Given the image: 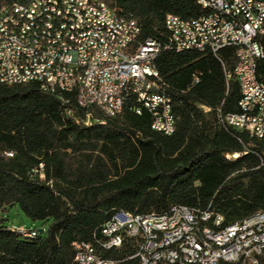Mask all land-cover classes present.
Here are the masks:
<instances>
[{
    "label": "trees",
    "instance_id": "obj_1",
    "mask_svg": "<svg viewBox=\"0 0 264 264\" xmlns=\"http://www.w3.org/2000/svg\"><path fill=\"white\" fill-rule=\"evenodd\" d=\"M15 1L23 0H0V7ZM102 1L136 21L139 42L159 44L154 65L171 99L175 130H151L150 115L138 116L133 98L108 117L37 83L0 85V214L18 207L47 225L29 238L0 216V264H73L72 244L99 250L101 227L117 212L163 214L182 205L220 216L222 226L264 214V140L218 118L240 112L234 47L215 57L170 46L165 17L191 19L206 10L197 0ZM256 73L264 79V59ZM133 251L125 240L100 254L138 264L128 259Z\"/></svg>",
    "mask_w": 264,
    "mask_h": 264
},
{
    "label": "built area",
    "instance_id": "obj_2",
    "mask_svg": "<svg viewBox=\"0 0 264 264\" xmlns=\"http://www.w3.org/2000/svg\"><path fill=\"white\" fill-rule=\"evenodd\" d=\"M197 3L206 12L196 18L165 17L170 46L177 52L206 51L215 57L221 49L234 47L232 77L240 90V112L219 113V122L264 137V79L258 80L256 73L257 62L264 59V0ZM66 10H75L78 22L69 21ZM139 33L136 21L120 16L102 0L4 5L0 85L33 82L49 93L64 90L80 98L84 109L122 110L133 98V111H146L151 123L170 135L175 130L171 99L154 65L159 44L139 42ZM142 97H150L151 105L142 104ZM258 221H264L261 212L222 226L220 216L182 205L163 214L117 212L101 227L99 250L90 243L72 244L73 264H118L101 257L100 251L119 249L125 240L134 247L128 259L138 264H264V228H258ZM17 229L26 237L37 232Z\"/></svg>",
    "mask_w": 264,
    "mask_h": 264
},
{
    "label": "rangeland",
    "instance_id": "obj_3",
    "mask_svg": "<svg viewBox=\"0 0 264 264\" xmlns=\"http://www.w3.org/2000/svg\"><path fill=\"white\" fill-rule=\"evenodd\" d=\"M0 216L11 228L23 227L28 230H46L47 228V225L41 221H32L27 218L18 207L8 208Z\"/></svg>",
    "mask_w": 264,
    "mask_h": 264
},
{
    "label": "bare ground",
    "instance_id": "obj_4",
    "mask_svg": "<svg viewBox=\"0 0 264 264\" xmlns=\"http://www.w3.org/2000/svg\"><path fill=\"white\" fill-rule=\"evenodd\" d=\"M66 18L69 19L71 22H78V15L75 14V10H66ZM3 85H10V84H3ZM55 92L59 93H65L64 90H55ZM76 103L78 107L81 109V101L80 98L75 97ZM142 104L144 105H151V98L150 97H142ZM104 115L108 117H113L117 114H119L122 110H99ZM138 116L141 115V113H136ZM150 128L153 131L159 132L162 134V130H160L158 127H155L153 123H150ZM255 138L259 140H264V137H260V135H253ZM237 155H232V157H236ZM258 228H264V221H258ZM15 231L18 232L17 228H13ZM26 237V236H25ZM32 238V237H29Z\"/></svg>",
    "mask_w": 264,
    "mask_h": 264
},
{
    "label": "water",
    "instance_id": "obj_5",
    "mask_svg": "<svg viewBox=\"0 0 264 264\" xmlns=\"http://www.w3.org/2000/svg\"><path fill=\"white\" fill-rule=\"evenodd\" d=\"M40 234H42L44 232V230H37Z\"/></svg>",
    "mask_w": 264,
    "mask_h": 264
}]
</instances>
